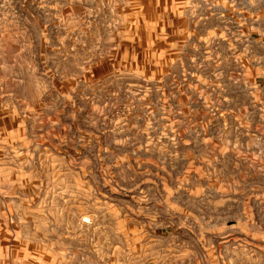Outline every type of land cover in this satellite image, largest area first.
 Segmentation results:
<instances>
[{
	"label": "rangeland",
	"instance_id": "rangeland-1",
	"mask_svg": "<svg viewBox=\"0 0 264 264\" xmlns=\"http://www.w3.org/2000/svg\"><path fill=\"white\" fill-rule=\"evenodd\" d=\"M0 264H264V0H0Z\"/></svg>",
	"mask_w": 264,
	"mask_h": 264
}]
</instances>
